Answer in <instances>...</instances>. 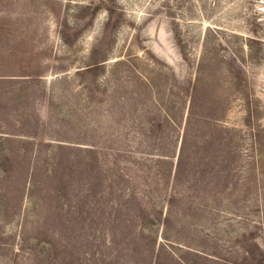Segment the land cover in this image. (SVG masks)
Returning <instances> with one entry per match:
<instances>
[{"label":"rangeland","instance_id":"rangeland-1","mask_svg":"<svg viewBox=\"0 0 264 264\" xmlns=\"http://www.w3.org/2000/svg\"><path fill=\"white\" fill-rule=\"evenodd\" d=\"M0 264H264V0H0Z\"/></svg>","mask_w":264,"mask_h":264}]
</instances>
